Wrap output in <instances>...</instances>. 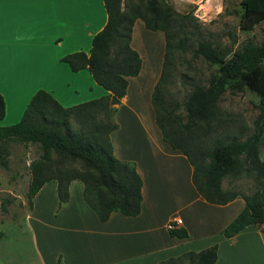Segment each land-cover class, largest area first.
Masks as SVG:
<instances>
[{"label": "crops", "instance_id": "crops-1", "mask_svg": "<svg viewBox=\"0 0 264 264\" xmlns=\"http://www.w3.org/2000/svg\"><path fill=\"white\" fill-rule=\"evenodd\" d=\"M107 22L104 0H0V93L6 104L0 128L19 123L38 91L52 94L65 108L108 96L88 70L73 72L63 61L76 53L90 55L94 37ZM131 46L141 57V71L129 78L117 106L111 143L116 158L134 163L143 180L141 213L116 212L101 222L83 199L81 181L71 183L69 202L57 210L58 183L50 180L33 202L35 216L51 215L50 225L30 218L40 224L41 242L63 264H159L215 245V264H264V225L249 226L233 238L222 235L245 209L244 199L224 206L208 203L193 183L187 156L163 139L153 105L165 62L163 32L137 20ZM177 219L182 225L176 228L185 229L187 238L171 236ZM45 227L52 230V243ZM36 248L44 261L40 244Z\"/></svg>", "mask_w": 264, "mask_h": 264}, {"label": "trees", "instance_id": "trees-1", "mask_svg": "<svg viewBox=\"0 0 264 264\" xmlns=\"http://www.w3.org/2000/svg\"><path fill=\"white\" fill-rule=\"evenodd\" d=\"M104 4L108 22L94 37L90 55L76 53L63 61L73 72L88 70L110 94L65 108L52 94L38 91L19 123L0 128V167L8 169L7 143H39L43 154L30 166L32 181L28 199L32 208L35 196L46 182L57 181L61 208L70 200L71 183L81 181L84 184L83 199L101 222L108 221L116 212L129 217L141 213L143 180L134 163L116 158L111 134L118 128L117 106L127 94L129 78L138 76L141 71V57L131 42L134 24L142 20L147 29L163 32L166 41L163 73L153 94L156 121L165 143L187 156L194 167L193 183L208 203L224 206L238 197L244 199L245 209L222 232L225 238H233L249 226L261 229L264 225V188L247 196L225 191L222 182L228 177L236 180L246 176L254 177L264 187V162L258 147L264 136V43L247 42L227 62L211 41H199L195 56L224 69L207 86H195L182 104L184 114L173 120L165 86L172 72L175 52L187 49V28L191 27L187 21L190 18L172 20L173 10L170 7L162 9L159 0H104ZM242 7L246 27L264 20V0H243ZM179 35L184 37L180 39ZM247 88L261 97V115L256 121L255 132L244 141H219L210 150L203 148L190 131L201 123L209 125L217 119L219 104L227 91L241 92ZM5 115L6 104L0 93V121ZM72 121L77 125L76 130ZM53 153L58 155L60 166L79 163L80 168L62 167L56 176L46 179L45 167H51L47 163ZM169 231L172 237H188L182 228ZM217 260L218 246L215 245L200 253L188 252L159 264H215ZM58 264H63L61 259Z\"/></svg>", "mask_w": 264, "mask_h": 264}, {"label": "rangeland", "instance_id": "rangeland-1", "mask_svg": "<svg viewBox=\"0 0 264 264\" xmlns=\"http://www.w3.org/2000/svg\"><path fill=\"white\" fill-rule=\"evenodd\" d=\"M242 1L159 0L162 9L170 7L173 10L175 15L172 20L188 17L190 20L187 25L191 26L187 28V49L185 52H175L172 72L165 86L168 108L173 120L184 114L182 104L190 91L195 86H207L209 81L220 75L224 69L195 56L194 50L199 41H211L227 62L232 59L234 52L242 49L247 42L255 45L264 43V20L246 27L242 19ZM183 37L178 36L180 39ZM260 100L261 97L249 88L241 92L227 91L219 104L217 119L209 125L199 124L190 133L206 150H210L219 141H244L256 130V121L261 115ZM72 122L73 129L76 130L77 125ZM259 124L262 125V122L259 121ZM258 147L260 159L264 162V136ZM6 150L8 169L0 167V264H58L57 255L55 256L40 240V224L37 226L30 219L38 217L40 221L44 220L47 226L51 223V215L42 213L35 216L28 199L32 181L30 166L42 156V147L39 143L12 141L7 143ZM50 160L47 164L51 167H45L46 179L56 176V172L62 167L80 168L79 163L60 166L56 153L52 154ZM222 187L227 192L247 196H253L264 188L254 177L246 176L236 180L225 178ZM47 210H51L50 204ZM44 229L52 243V230L48 227ZM36 244H40L44 261L39 257ZM54 249L56 251L58 246Z\"/></svg>", "mask_w": 264, "mask_h": 264}, {"label": "built area", "instance_id": "built-area-1", "mask_svg": "<svg viewBox=\"0 0 264 264\" xmlns=\"http://www.w3.org/2000/svg\"><path fill=\"white\" fill-rule=\"evenodd\" d=\"M182 225V220L177 219L176 222H174V224H171L170 229H174L176 228V226Z\"/></svg>", "mask_w": 264, "mask_h": 264}]
</instances>
